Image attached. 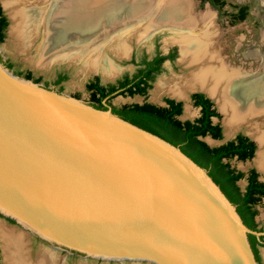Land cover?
<instances>
[{"label":"water","instance_id":"95a60500","mask_svg":"<svg viewBox=\"0 0 264 264\" xmlns=\"http://www.w3.org/2000/svg\"><path fill=\"white\" fill-rule=\"evenodd\" d=\"M105 107L0 63V216L102 261L260 264L248 234L261 233L241 223L225 191Z\"/></svg>","mask_w":264,"mask_h":264},{"label":"rangeland","instance_id":"374dc122","mask_svg":"<svg viewBox=\"0 0 264 264\" xmlns=\"http://www.w3.org/2000/svg\"><path fill=\"white\" fill-rule=\"evenodd\" d=\"M225 2L226 5L223 9L226 11H230L232 7L236 5H245L247 7L245 19L237 24L229 25L224 18L218 19L216 12L212 10L207 3L201 4L199 0H191L192 13L199 14L206 8L213 11L214 19L212 21V26L217 30L216 34L218 33L216 39L217 46L219 45L222 56L226 59V62L239 68L241 72H245L246 74H258V72H260L259 65L264 61V0H225ZM0 7H3L1 8L2 13L7 20L4 39L2 43H0V63L3 66V63H9L11 68L8 70L13 74L14 72H29L33 78H39L38 83L44 88L54 90L61 95H68L71 98L78 99L87 104L88 94L84 89V85L92 77H96L103 85L114 83L124 75L130 77L138 68L139 61L142 57L149 59L155 53L165 54L170 50H174V59L171 61L166 60L162 64L160 72L154 77L143 97L114 96L110 99V104L113 107H118L122 104H140L144 101L158 105L163 98H171L181 102L182 110L179 120H192L197 116V109L192 107L189 96L194 92H201L210 99L213 108L218 114L215 123L220 126L222 135L220 140H212L205 137L202 141L210 147H215L231 140L235 134L240 133L254 142L255 149L256 151L258 150V156L260 150L257 147V142L260 136H264V120L262 116H257L256 118L254 116L247 119L245 122L241 120L240 123L230 128L224 123L226 114L219 110L218 99L209 95V92H207L208 88L207 90L201 88L187 90L182 96L171 95L167 93V90H165L166 92H162L158 89V83L163 79L170 80L172 78L184 76L189 71L180 63L181 54L179 55L180 51L178 52L179 45L173 40L176 30H173L174 27L171 23H151L150 20L149 22L147 20L146 26L148 27L149 23L152 25H149L150 27H148L145 32L141 28L144 26L138 24L140 28L135 30L134 33L128 34L127 37H123L122 43H124L123 46L126 51L124 50L122 54H118L119 56L110 48L114 47V45H107L105 48H100L97 51L93 49L96 53L92 55L85 53L78 57L71 56L67 54L68 52L62 55L61 50L63 51V49H60L62 45L42 52V34L44 31L42 23H40L39 20L37 21L38 23H31V21L21 19L20 11L23 6H15L14 8L8 6L6 8L0 1ZM16 13L18 14L16 15ZM12 26L13 29L11 31ZM90 48L91 47H88L87 49L89 50ZM57 55L58 57L55 58ZM98 58L99 60H96ZM58 73L63 74L65 79L58 85H55L54 81ZM257 123L261 124L257 125V127ZM258 129L263 133L259 132ZM257 159L258 157L254 154L251 160L240 162L232 159L229 161V165L233 169L242 171L243 173L252 168L256 171L258 179L264 181V167L256 164ZM244 185L245 183L243 180L237 182V186L240 189H243ZM255 209V221L257 225L259 227L264 226V199L260 201ZM0 224L7 230L24 237L25 249L29 260L34 264L38 256L47 253L54 256L55 263L58 262L57 264H145L102 261L100 259L89 258L82 253H70L61 246L41 241L31 234L26 233V231H22L12 221L4 219L1 216ZM1 242L0 264H9L5 257L4 243L2 240ZM258 254L260 263L264 264V249L258 247Z\"/></svg>","mask_w":264,"mask_h":264},{"label":"bare ground","instance_id":"6f19581e","mask_svg":"<svg viewBox=\"0 0 264 264\" xmlns=\"http://www.w3.org/2000/svg\"><path fill=\"white\" fill-rule=\"evenodd\" d=\"M2 1L9 7L20 2ZM33 4L31 9L26 6L25 13L21 11V19L31 23L39 20L44 28L42 52L62 45V55L66 52L78 57L85 53L92 55L96 53L93 49L97 51L109 44L114 45L110 48L117 55L122 54L125 50L123 37L134 33L139 25L144 26L141 28L145 32L152 22L171 23L176 30L173 40L179 45L180 63L189 71L184 76L163 79L158 89L182 96L187 90L208 88L209 95L218 99L219 110L226 114L224 123L230 128L254 116H262L264 120V61L259 65L260 72L257 69L258 74H246L228 64L217 46L218 33L212 26L214 14L209 8L193 14L191 0H33ZM147 20L151 22L148 27ZM88 47L91 48L88 50ZM259 140L257 164L264 167V136ZM0 238L9 264H34L29 260L22 235L0 224ZM57 263L48 253L38 256L35 262Z\"/></svg>","mask_w":264,"mask_h":264},{"label":"trees","instance_id":"16d2710c","mask_svg":"<svg viewBox=\"0 0 264 264\" xmlns=\"http://www.w3.org/2000/svg\"><path fill=\"white\" fill-rule=\"evenodd\" d=\"M199 1L201 4L207 3L216 12L218 19L224 18L229 25L243 21L247 15L245 5H236L230 11H226L223 9L226 5L225 0ZM6 27L7 22L0 11V43L4 39ZM174 57V50H170L166 55L155 53L149 61L142 57L133 75L130 77L124 75L116 81V85L100 86L97 84V78H94V82H88L84 86L88 94L87 105L96 110L105 111L106 107L103 106V103L108 106L109 100L113 96H107L116 90H119L116 94L120 96H144L150 83L160 72L161 64L165 60H173ZM4 66L7 69L11 68L9 63ZM15 75L32 80L34 83L39 81V78L33 79L29 72L16 73ZM64 79V76H58L54 84L58 85ZM189 99L192 106L199 110L198 116L191 121L179 120L181 103L166 98L163 99L164 106L143 102L141 104H125L119 108L111 107L109 110L120 120L177 147L185 157L203 169L206 175L225 191L241 223L247 229L264 232V226L257 229L258 225L254 222L255 206L264 197V183L257 180V174L253 169L247 170L244 174L229 165V161L232 159L240 162L250 160L255 150L254 143L246 136L237 133L231 140L223 144L215 147L208 146L202 141L203 138L220 140L222 136L220 126L212 122V119L218 118V114L211 101L202 93H192ZM243 178L246 184L243 191H240L236 183ZM248 236L257 254L258 246L264 248L263 237H260L261 243L259 244L253 235L248 234Z\"/></svg>","mask_w":264,"mask_h":264},{"label":"flooded vegetation","instance_id":"af4514ba","mask_svg":"<svg viewBox=\"0 0 264 264\" xmlns=\"http://www.w3.org/2000/svg\"><path fill=\"white\" fill-rule=\"evenodd\" d=\"M0 1L2 2L3 5H5V4H4V1H2V0H0ZM21 1H24V2H21ZM33 5H34V4H33V0H32V1H31V0H29V1H27V0H20V2L17 4V6H23V7H22V10H21L23 13H25V12L27 11V8L29 9L31 6H32V8H33ZM26 6H27V8H26ZM4 7H8V6H4ZM10 7H13V6H10ZM14 7H15V6H14ZM14 7H13V8H14ZM1 8H3V7H0L1 14L3 15V13H2V9H1ZM23 8H26V9H23ZM30 9H31V8H30ZM21 11H20V12H21ZM29 14H30V13H29ZM3 16H4V15H3ZM4 18H5V16H4ZM5 20H6V18H5ZM6 22H7V20H6ZM11 28H12V27H11ZM109 42H110V41H109ZM109 42H108V43H109ZM106 46H107V45H105V47H106ZM108 46H111V45L109 44ZM105 47H104V48H105ZM112 49H113V48H112ZM113 51H114V49H113ZM168 52H169V51H168ZM168 52H167V53H168ZM178 52H179V47H178ZM167 53H165V54H160V53H159V54H160V55H166ZM154 55H155V54H154ZM154 55H153L151 58L146 59V60H147V61L151 60V59L154 57ZM179 55H180V53H179ZM0 61H1V60H0ZM165 61H166V60H165ZM165 61H164V62H165ZM164 62H163V63H164ZM163 63H162V64H163ZM3 64L5 65V63H3ZM162 64H161V66H162ZM14 74H16V73L14 72ZM132 75H133V74H132ZM132 75H131V76H132ZM58 76H64V75L61 74V73H58V74L56 75V77H55V80H56V78H57ZM122 77H123V76H122ZM122 77H121V78H122ZM32 78H33V77H32ZM94 78H96V77H92V78H91L90 80H88L86 83H88V82H94V81H93ZM121 78H120V79H121ZM33 79H36V78H33ZM120 79H118V80H120ZM118 80H117V81H118ZM37 83H38V82H37ZM86 83H85V84H86ZM95 83H96V82H95ZM97 84L100 85V86H104V87H106V86H108V85H116V81H115L114 83H108V84L103 85V84H101V83L99 82V80L97 79ZM84 86H85V85H84ZM118 91H119V90H116L115 92H113L112 94L108 95L107 97H110V96H113V97H114V96H120V95H117V94H116ZM162 92H163V91H162ZM165 92H166V91H165ZM167 93H168V92H167ZM194 93H201V92H194ZM169 94H170V93H169ZM171 95H172V94H171ZM203 95H204V94H203ZM136 96H138V95H136ZM204 96H205L206 98H208L206 95H204ZM126 97H128V96H126ZM141 97H143V96H141ZM163 99H164V98H163ZM163 99H162L161 103L158 104V105H156V106H164ZM166 99L173 100V99H171V98H166ZM208 99H209V98H208ZM189 100H190V99H189ZM209 100H210V99H209ZM174 101H175V100H174ZM143 102H144V101H143ZM143 102H142V103H143ZM175 102H179V101H175ZM145 103H147V102H145ZM180 103H181V102H180ZM190 103H191V102H190ZM129 104H133V103H129ZM136 104H138V103H136ZM140 104H141V103H140ZM105 105H106V104L103 103V106H105ZM122 105H125V104H122ZM122 105H120V106H122ZM191 105H192V104H191ZM106 106H107V105H106ZM120 106L115 107V108H119ZM107 107H108V108L113 107V106L110 104V100H109V104H108ZM192 107H193V106H192ZM193 108L197 109V116H198V111H199L198 108H196V107H193ZM181 110H182V105H181ZM197 116H195L194 118H196ZM179 117H180V116H179ZM179 117H178V119H179ZM194 118H193V119H194ZM193 119H192V120H193ZM182 121H183V120H182ZM190 121H191V120H190ZM212 122H213V121H212ZM214 123H215V122H214ZM252 142H253V141H252ZM253 143H254V142H253ZM222 144H223V143H222ZM257 144H258V143H257ZM254 146H255V144H254ZM258 149H259V148H258ZM255 151H256V149L254 150V152H255ZM257 151H258V150H257ZM253 155H254V153H253ZM256 157H257V152H256ZM251 159H252V158H251ZM251 159H250V160H251ZM254 161H255V160H254ZM255 163H256V162H255ZM256 164H257V163H256ZM251 169H252V168H251ZM248 170H249V169H248ZM253 170H254V169H253ZM236 171H238V170H236ZM254 171H255V170H254ZM239 172H242V171H239ZM246 172H247V171H246ZM246 172H245V173H246ZM255 172H256V171H255ZM242 173H243V172H242ZM245 173H244V174H245ZM256 174H257V173H256ZM241 180H243L244 183L246 184L244 178L241 179ZM257 180H258L259 182L264 183V181H260V180L258 179V175H257ZM239 181H240V180H239ZM236 184H237V183H236ZM244 186H245V185H244ZM238 188H239V187H238ZM243 188H244V187H243ZM239 190H240V191H243V189H240V188H239ZM262 199H264V197H263ZM262 199H261V200H262ZM261 200H260V201H261ZM259 203H260V202H259ZM258 205H259V204H258ZM256 206H257V205H256ZM256 206H255V208H256ZM255 210H256V209H255ZM255 217H256V215H255ZM255 217H254V222L256 223V221H255ZM261 227H262V226H261ZM261 227L257 226V229H260ZM253 232H254V231H253ZM255 232H256V231H255ZM256 233H261L260 236H258V237H256V236L253 235V236L256 238V240L258 241V243L260 244L261 241H260L259 239H260V237H263V240H264V232L259 231V232H256ZM251 235H252V234H251ZM258 247H259V248H263V247H261V246H258ZM258 247H257V254H258ZM263 249H264V248H263ZM258 257H259V254H258ZM259 261H260V258H259ZM260 264H261V263H260Z\"/></svg>","mask_w":264,"mask_h":264}]
</instances>
